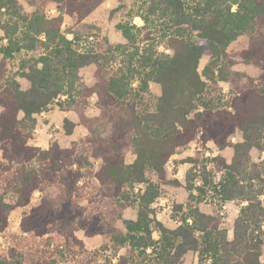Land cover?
I'll return each mask as SVG.
<instances>
[{
	"label": "trees",
	"instance_id": "1",
	"mask_svg": "<svg viewBox=\"0 0 264 264\" xmlns=\"http://www.w3.org/2000/svg\"><path fill=\"white\" fill-rule=\"evenodd\" d=\"M48 1L54 14L43 8L28 12L16 0H0V190L14 199L0 197V233L14 209L41 193L39 204L21 218V234L0 251V264H59L66 258L73 264H181L188 252L198 254V264H264V158L251 161L252 151L264 153V0H133L127 19L116 25L122 44H111L99 27L85 23L108 0ZM66 17L73 20L68 31L63 30ZM135 17L143 24H135ZM240 42L239 56L260 74L235 87L229 48ZM203 56L209 62L201 75ZM89 65L95 66L92 87L80 76ZM20 78L28 81L27 90L21 89ZM219 82L229 84L228 97L206 99L208 83ZM151 83L161 90L155 109L139 113L138 102ZM94 94L108 121L120 108L130 113L114 139L117 149L132 152L130 164L107 143L94 147L80 139L62 148L53 142L46 150L29 143L36 115L56 104L85 121ZM75 126L64 119L66 135ZM235 134L240 140L232 142ZM195 141L203 151L180 161L190 165L188 199L202 191L193 183L195 175L205 186L220 173L221 198L239 205L231 239L221 219L197 205H189L174 229L154 214L160 185L181 186L168 178L166 164ZM209 143L219 152L231 149L230 161L215 155L208 169L201 157ZM91 159L99 161L96 171ZM147 171L158 183L148 179ZM90 178L97 186L85 192ZM135 185L143 187L132 197L127 188ZM53 189L61 196L59 205L48 194ZM131 202L137 206L136 219L123 221L120 231L115 222ZM76 230L86 238L108 240L102 262L88 256ZM52 235L62 242L51 243Z\"/></svg>",
	"mask_w": 264,
	"mask_h": 264
},
{
	"label": "rangeland",
	"instance_id": "2",
	"mask_svg": "<svg viewBox=\"0 0 264 264\" xmlns=\"http://www.w3.org/2000/svg\"><path fill=\"white\" fill-rule=\"evenodd\" d=\"M19 5H21L25 10L31 12L36 9L43 8L50 14L55 13L54 5L48 0H16ZM134 7L133 0H108L101 6H99L91 15L85 20V23L95 25L99 27L102 34L105 35L111 44H122L125 40L121 36L120 32L116 29V25L120 20L127 19V14ZM134 23L138 26L142 25L140 18L135 17ZM73 25V20L66 17L63 24V30L68 31ZM3 32L0 30V37ZM241 42L235 43L229 48V57L233 61V64L229 67L230 72L235 73L233 78V86L241 87L248 79L256 78L260 74V69L254 64L248 63L241 59L239 56V51L241 48ZM209 62L208 56H203L200 60L198 71L202 75V71L206 64ZM95 66L89 65L80 70V76L83 82L88 86L92 87L95 83L94 78ZM18 82L22 90H27L29 88V83L25 79H18ZM230 84V85H231ZM231 85V86H232ZM160 85L156 83H151L149 90L145 92L137 105V111L139 113L154 111L157 99L160 96ZM229 94V84L219 82L218 84L208 83L206 88L205 98L208 100H217L221 98L226 99ZM96 95H92L89 100V107L86 110V120L82 121L73 112H63L60 111L56 104L50 105L43 114L36 115V125L35 132L32 139L40 137V141L45 142V147L48 149L51 143L57 142L62 148L69 147L71 142L78 141L80 139H85L88 144L98 147L100 144H110L114 151V154H122L125 158L127 164H130L134 156L132 152L127 148L117 149L118 145H115L114 139L116 138L118 129L125 126L126 121L130 118V113L124 108H120L115 111L113 115V120L108 121L103 117L96 107ZM217 102V101H216ZM21 116V114H20ZM64 119H69L73 121L76 126L74 128L73 134L66 135L63 129ZM240 140V136L235 134L232 137V142ZM31 144V141H30ZM196 151H203L198 142H192L185 148L177 151V153L170 158L166 164V172L169 179H178L181 182L180 187H171L168 185H160V196L153 204L154 214L159 222H161L166 228L174 229L182 221V218L186 215L187 209L190 204L197 205L202 212L218 216L221 219V227L225 229L228 233V238H232L233 224L234 220L239 212V205L233 201H224L220 196V185H221V174L218 173L213 175L210 183L203 186L200 175H195L193 177V183L195 186L202 187L201 193L199 191H194V198L192 201L188 199V192L186 190V173L190 168L189 164H181L180 161L194 155ZM232 150L226 149L223 152H219L216 147L209 143L206 146L204 154L201 157V161L206 165L208 169H211L210 158L215 155H222L230 161L232 157ZM1 155V152H0ZM264 158V153H258L256 151L251 152V161L259 162ZM93 171H96L99 167V161L91 159ZM149 180L154 183H158L156 175L147 171L146 173ZM91 179V186L85 188V192L93 191V186H97V182L94 178ZM90 181V180H89ZM90 183V182H89ZM143 187L141 185H135L128 187L127 190L131 193L132 197H135L138 190ZM50 198L55 204L61 202V196L59 192L55 189L50 190L48 193ZM0 197L5 199V201H13L11 195H3L0 190ZM41 198V193L36 191L31 197L30 203L22 208L14 209L9 216V225L5 232L0 233V251L6 250L13 236L20 235V221L23 215H25L28 210L39 204ZM196 202V203H195ZM83 205L86 204L85 201L82 202ZM183 206L182 210H177L176 206ZM137 215L136 203L131 202V204L123 211L122 218L115 222V228L124 231L123 221L134 220ZM153 227V238L158 241L160 240V233L157 228L152 224ZM75 235L78 239L83 241L84 247L87 251L88 256L95 259L98 262L104 260V256L107 254L106 250L102 247L106 245L107 239L104 236H95L93 238H86L82 231L76 230ZM53 240L51 243L60 244L62 242V237L57 235H52ZM263 244H262V255L261 261L264 262V228H263ZM36 244L41 243L40 239L35 240ZM199 258L197 253L188 252L182 259L181 264H198ZM59 264H73L70 258H66L59 262Z\"/></svg>",
	"mask_w": 264,
	"mask_h": 264
},
{
	"label": "crops",
	"instance_id": "3",
	"mask_svg": "<svg viewBox=\"0 0 264 264\" xmlns=\"http://www.w3.org/2000/svg\"><path fill=\"white\" fill-rule=\"evenodd\" d=\"M135 22V21H134ZM136 23V22H135ZM64 112V111H63ZM66 113V112H65ZM41 115L43 114V112H41L40 113ZM36 117V116H35ZM71 121V120H70ZM73 122V121H72ZM35 132H37V130L35 131L34 130V133ZM37 134H38V132H37ZM73 134V133H72ZM71 134V135H72ZM68 136H70V135H68ZM31 141V145H33V146H36V147H39V148H41V149H43V150H46L47 148L45 147V145H46V143L45 142H42V141H40V137H36V138H34V139H31L30 140ZM231 141H232V138H231ZM30 143V142H29ZM174 156V155H173ZM193 156V154L192 155H190L189 157H192ZM184 164H187V163H184ZM181 183V182H180ZM177 188V187H176ZM264 228V227H263Z\"/></svg>",
	"mask_w": 264,
	"mask_h": 264
}]
</instances>
